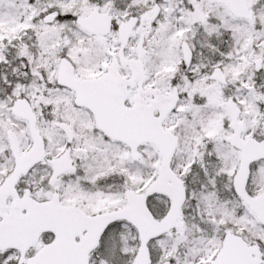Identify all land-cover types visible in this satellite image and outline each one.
Here are the masks:
<instances>
[{"label": "snow or ice", "instance_id": "1", "mask_svg": "<svg viewBox=\"0 0 264 264\" xmlns=\"http://www.w3.org/2000/svg\"><path fill=\"white\" fill-rule=\"evenodd\" d=\"M0 264H264V0H0Z\"/></svg>", "mask_w": 264, "mask_h": 264}]
</instances>
